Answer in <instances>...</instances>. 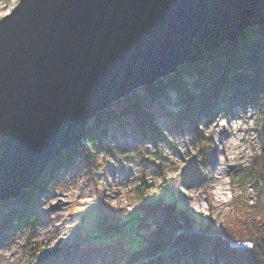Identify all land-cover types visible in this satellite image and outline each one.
Instances as JSON below:
<instances>
[{"label":"rangeland","instance_id":"rangeland-1","mask_svg":"<svg viewBox=\"0 0 264 264\" xmlns=\"http://www.w3.org/2000/svg\"><path fill=\"white\" fill-rule=\"evenodd\" d=\"M17 1L0 0V17ZM196 78L194 72L182 73L195 93ZM147 86L112 103L104 126L98 127L95 117L89 122L95 144L82 139L69 147L65 161L56 164L38 192H32L38 223L32 231L15 226L1 233L0 264H117L142 242L137 214H132L160 197L163 202L176 200L194 219L190 232H203L226 253L217 256L211 247H203L200 264L250 262L243 250H251L255 238H264V171L260 179L239 178L236 173L248 167L256 153L264 154V109L254 103L232 105L224 111L199 112L194 122L178 92L167 88L152 99ZM137 98L152 114L163 139L143 137L132 118L124 115L127 100ZM189 169L198 181H191ZM143 182L152 186L146 189ZM17 195L1 201L13 202ZM55 204L58 207L51 209ZM131 221L135 224L129 225ZM177 232H186V227ZM58 239V252L35 262L38 252ZM33 250L35 256L29 258ZM196 260L199 256L190 252L172 258L174 264H198Z\"/></svg>","mask_w":264,"mask_h":264},{"label":"water","instance_id":"water-1","mask_svg":"<svg viewBox=\"0 0 264 264\" xmlns=\"http://www.w3.org/2000/svg\"><path fill=\"white\" fill-rule=\"evenodd\" d=\"M254 25L264 0H18L0 17V199L33 186L100 111Z\"/></svg>","mask_w":264,"mask_h":264},{"label":"trees","instance_id":"trees-1","mask_svg":"<svg viewBox=\"0 0 264 264\" xmlns=\"http://www.w3.org/2000/svg\"><path fill=\"white\" fill-rule=\"evenodd\" d=\"M183 71L197 74L194 81L197 93L187 88L182 79ZM167 88L179 93L186 106V115L194 122L195 115L199 112L212 113L218 109L224 111L232 105L254 103L264 109V26L254 25L245 28L234 40L207 52L198 62L183 65L165 81L160 79L147 86L152 99L164 94ZM216 99L218 106L214 107ZM123 113L132 118L143 137H148L153 142L164 138L152 114L139 98L128 99ZM109 116H111L109 108L99 112L95 116L97 126H104ZM89 134L90 128L86 130L83 139L89 140L94 145L95 140L91 139ZM68 151L70 148L62 151L58 158L49 164L40 179L31 188L21 191L13 202L0 199V213L3 212L0 215V235L15 226L25 227L28 231L36 227L38 220L33 208L32 192L36 193L43 187V183L56 164L58 166L65 161L62 159L67 156ZM195 164L198 165L194 162L193 165ZM247 166L237 169V177L252 176L260 179L264 171V154L256 153ZM192 171L193 169H189L192 173L191 181L194 183L199 179ZM144 182L142 185L146 189L152 186V183ZM162 198L150 204L143 203L139 209H142L141 212L132 214L133 216L137 214L136 220L133 216L132 219L138 225V235L142 242L117 264H174L172 258L179 252L186 254L190 252L193 257L199 256V261H196L200 264L203 259L200 256L201 250L207 246L211 247L210 250L214 255L226 254L222 247L214 246L211 238L203 232H190L189 227L192 226L194 219L183 206L171 198L163 202ZM134 224L129 223V225ZM184 227L186 232H177ZM105 233L107 234L106 231ZM243 251L250 258L247 264H264V238H255L251 250ZM33 256H35L34 250L29 253V258Z\"/></svg>","mask_w":264,"mask_h":264}]
</instances>
